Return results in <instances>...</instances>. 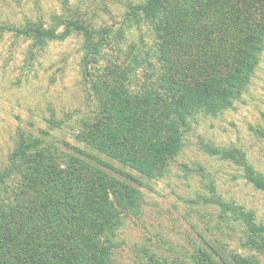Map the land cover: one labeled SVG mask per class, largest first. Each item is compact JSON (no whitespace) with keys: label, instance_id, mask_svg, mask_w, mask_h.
Segmentation results:
<instances>
[{"label":"trees","instance_id":"16d2710c","mask_svg":"<svg viewBox=\"0 0 264 264\" xmlns=\"http://www.w3.org/2000/svg\"><path fill=\"white\" fill-rule=\"evenodd\" d=\"M230 2L143 0L128 4L116 30L64 13L48 23L0 20V37L23 39L29 60L49 42L80 35L81 74L95 99V110L77 120L76 138L91 154L78 148L67 154L41 137H22L9 155L0 171V264H111L116 230L127 216L139 215L142 203L139 189L128 183L136 178L118 170L125 182L106 172L117 170L112 162L148 178L167 172L189 120L227 110L252 78L264 42V27L254 19L264 16V0ZM142 24L152 36L148 50L135 42L123 49L125 29ZM100 61L105 64L97 69ZM149 62L152 73L143 74ZM205 146L264 191V175L243 152ZM14 176L17 185L5 196L2 185ZM219 204L220 217L230 213L243 227V246L264 250V228L253 211ZM151 264L219 262L199 249L187 261L151 258Z\"/></svg>","mask_w":264,"mask_h":264},{"label":"rangeland","instance_id":"374dc122","mask_svg":"<svg viewBox=\"0 0 264 264\" xmlns=\"http://www.w3.org/2000/svg\"><path fill=\"white\" fill-rule=\"evenodd\" d=\"M239 1L231 0L237 4ZM142 2L0 0V20L22 24L40 18L48 23L52 15L64 13L66 17L79 16L94 26H113L116 30L128 4ZM247 2L253 5V0ZM263 8L264 5L259 8L260 12ZM254 20L264 27V16ZM132 42L147 51L152 44L149 28L142 24L125 29L122 48ZM82 45L81 36L73 34L62 41L49 42L29 60L23 39L12 33L1 35L0 171L22 137H41L67 154L76 148L91 154L76 138L77 120L95 110L90 85L81 74ZM104 52L111 57L116 50L107 48ZM104 64L100 61L95 67ZM152 69L149 62L142 73L151 74ZM50 119L53 126L48 123ZM263 131L264 42L247 88L227 110L215 115L197 114L189 120L182 148L167 161V172L143 177L115 161L112 164L117 170H106L125 182L128 179L118 176V170L136 178L137 182L128 183L142 196L139 215L127 216L116 230L111 264H151V258L187 261L199 249L210 251L219 264H264V250L244 247L243 227L230 213L225 217L219 214V203H232L253 211L255 221L264 228V191L245 179L239 165L219 158L205 146L239 149L252 168L264 175ZM16 185L15 176L6 179L2 185L4 195Z\"/></svg>","mask_w":264,"mask_h":264}]
</instances>
